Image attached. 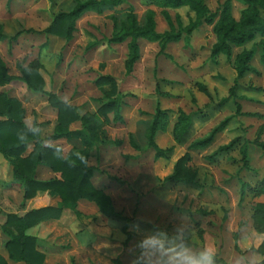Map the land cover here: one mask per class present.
<instances>
[{
  "label": "rangeland",
  "instance_id": "1",
  "mask_svg": "<svg viewBox=\"0 0 264 264\" xmlns=\"http://www.w3.org/2000/svg\"><path fill=\"white\" fill-rule=\"evenodd\" d=\"M85 1L0 0V34L4 35L0 62L9 73L19 75L21 66L37 65L46 80L44 93L31 91L21 80L0 85V93L22 102L29 127L37 126L43 138L53 132L58 110L50 104L48 92L79 106L82 114L99 116L98 109L109 97L95 81L104 74L117 80L124 118L116 121L115 112L109 114L110 121L101 116L95 139L78 120L71 128L80 131V138L45 140L46 145L59 144L64 154L86 149L88 163L96 167L94 185L111 196L119 213L108 218L94 202L69 204L61 199L57 206L63 208L62 226L68 230L29 231L41 235L36 236L40 239L37 247L46 255L45 264H177L206 259L201 256L205 248L215 254L216 264L260 261L263 257L255 249L264 234L253 214L256 205L264 202L259 190L264 178L261 49L251 62L258 72L239 78L234 58L219 54L213 62L217 36L213 26L205 23L190 34L184 32L180 41L168 43L163 50L158 41L141 38L140 56L129 75V39L117 43L111 38L126 25L144 27L150 12L158 32L172 30L165 8L152 0H118L85 11L70 41L44 32L55 14L69 12ZM228 1L233 18L239 21L249 7L244 1L207 0V5L221 12ZM166 10L176 30L195 19L189 6ZM252 44L235 48L234 56ZM158 107L168 117L156 136L159 147L169 149L161 156L148 143V128ZM187 117L190 124L183 128ZM221 124L223 128L209 145L192 146ZM224 145L232 146L214 154ZM33 147L32 142L27 153ZM187 153L183 170L194 175L191 182L176 176V163ZM53 177L60 174L38 166V179ZM27 209L14 166L0 150V256L5 264H27L9 257L6 242L10 237L2 228L7 213L23 215ZM127 223L132 235L125 243ZM182 241L190 245L180 247Z\"/></svg>",
  "mask_w": 264,
  "mask_h": 264
},
{
  "label": "trees",
  "instance_id": "2",
  "mask_svg": "<svg viewBox=\"0 0 264 264\" xmlns=\"http://www.w3.org/2000/svg\"><path fill=\"white\" fill-rule=\"evenodd\" d=\"M118 0H87L79 3L69 12H59L53 17V21L44 29L50 35L59 36L67 40L74 38L76 22L80 16L91 8L101 9L102 4L114 3ZM155 4L165 8L163 11L172 30L158 32L153 13L150 12L144 27H135L131 24L114 37L111 41L122 43L129 39V54L126 59V73L132 74L136 61L140 56L141 38L148 41H158L161 50L166 48L172 41H180L183 33H192L205 23L213 26V31L217 36L211 52L213 62H217V56L224 54L231 60L234 58V68L237 76L243 77L248 73H257L258 69L252 65V60L256 56L258 49H261V61L264 64V0H242L248 4V9L243 12L239 21L232 16L230 1L225 3L221 12H213L207 5V0H152ZM189 6L195 13V19L186 27L183 25L176 30L173 27L167 8H178ZM4 35L0 34V37ZM261 37L260 42H255L256 38ZM253 42L250 48H244L234 56V49L243 47L245 44ZM0 85H6L13 80H21L27 84L29 89L34 92H46V80L41 73L39 66L30 64L20 67V75H13L7 71L4 63L0 62ZM96 85L106 91L109 99L98 109V115L91 112L82 114L77 105L64 101L58 94L48 92L50 104L58 110L57 124L53 132L46 138L41 136V131L37 126L29 127L24 121L26 110L22 102L14 97H8L5 93H0V150L9 158L14 166L15 182L23 187L24 199L33 198L39 191H50L59 196L65 203L76 204L80 200L94 202L99 211L108 218H113L119 213L115 209L114 202L109 194L97 188L92 178L96 167L89 164V152L84 149L80 152L74 150L67 154L63 153L59 144L46 145L45 140L58 141L61 139L80 138L81 133L71 128L76 121H81L83 129L92 139H95L99 132V119L103 116L106 121H110L109 114L115 112V120L123 121L118 104V83L115 76L104 74L99 76ZM237 84V83H236ZM109 86L110 90L105 87ZM167 112L158 107L152 124L148 128L149 146L156 151L157 156L167 154L169 149L159 147L156 136L167 121ZM187 128L190 118L187 117ZM221 124L215 128L205 139L192 144L193 147L203 148L209 145L215 135L223 127ZM34 143L32 151L28 152L30 143ZM136 145V144H135ZM137 146V145H136ZM232 145L221 146L214 154H220L229 150ZM244 158L247 155L246 147L243 149ZM189 157V153L181 157L176 163V176L179 179L193 181L194 175L183 170V163ZM39 165L47 166L52 172L59 173L60 177L41 180L37 178ZM260 193H264V178L260 182ZM63 214L61 206H45L27 210L23 215L17 213H7L6 221L3 224V231L9 235L10 239L6 242V249L9 257L16 261H25L27 264H45L46 255L37 247V238L27 234V230L46 220L60 219ZM254 222L259 230L264 234V202H259L253 214ZM127 234L126 242L131 240L132 233L125 226ZM189 242H181L180 247L189 246ZM262 255V259L252 264H264V240L255 249ZM0 263L5 264L0 256Z\"/></svg>",
  "mask_w": 264,
  "mask_h": 264
},
{
  "label": "crops",
  "instance_id": "3",
  "mask_svg": "<svg viewBox=\"0 0 264 264\" xmlns=\"http://www.w3.org/2000/svg\"><path fill=\"white\" fill-rule=\"evenodd\" d=\"M13 75H19V74H13ZM49 192L48 191H44V192L40 191V193H38L35 197L26 200L27 207L29 208L27 210H30V209H33V208L45 207V206H57L60 202H62L60 197H57V195H50ZM79 202H81V201H79ZM27 210H25V212ZM62 222L63 221H62L61 218L57 219V220H46V221H43L40 224H38L37 226L28 229L27 230V234L32 235L31 233H29V231L32 230V229H38V228H41L42 230L46 229L50 233L55 231V230H60L61 231L60 228H63V226H62L63 223ZM69 229H70V227H69ZM67 230L68 229H66V231ZM32 236H35V237L37 236L38 238L39 237L41 238V235H32ZM39 240L40 239H37L38 243H39ZM38 246H39V244H38Z\"/></svg>",
  "mask_w": 264,
  "mask_h": 264
},
{
  "label": "clouds",
  "instance_id": "4",
  "mask_svg": "<svg viewBox=\"0 0 264 264\" xmlns=\"http://www.w3.org/2000/svg\"><path fill=\"white\" fill-rule=\"evenodd\" d=\"M201 256H207L206 259L196 258L195 260H188V261H178L177 264H216L215 261V254L209 253L207 248L204 249V252L201 253Z\"/></svg>",
  "mask_w": 264,
  "mask_h": 264
},
{
  "label": "built area",
  "instance_id": "5",
  "mask_svg": "<svg viewBox=\"0 0 264 264\" xmlns=\"http://www.w3.org/2000/svg\"><path fill=\"white\" fill-rule=\"evenodd\" d=\"M1 264V263H0Z\"/></svg>",
  "mask_w": 264,
  "mask_h": 264
}]
</instances>
